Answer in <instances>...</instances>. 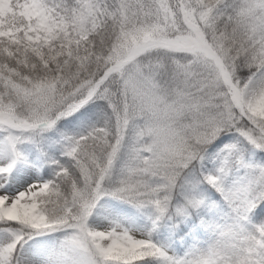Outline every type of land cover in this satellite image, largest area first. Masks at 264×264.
<instances>
[{
	"label": "snow or ice",
	"instance_id": "snow-or-ice-1",
	"mask_svg": "<svg viewBox=\"0 0 264 264\" xmlns=\"http://www.w3.org/2000/svg\"><path fill=\"white\" fill-rule=\"evenodd\" d=\"M258 217L264 0H0V264H264Z\"/></svg>",
	"mask_w": 264,
	"mask_h": 264
},
{
	"label": "rangeland",
	"instance_id": "rangeland-1",
	"mask_svg": "<svg viewBox=\"0 0 264 264\" xmlns=\"http://www.w3.org/2000/svg\"><path fill=\"white\" fill-rule=\"evenodd\" d=\"M121 207L124 209H127V206H121ZM127 212L129 215L134 214V210H131V209H127ZM257 219H264V217H258Z\"/></svg>",
	"mask_w": 264,
	"mask_h": 264
}]
</instances>
